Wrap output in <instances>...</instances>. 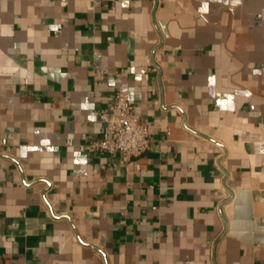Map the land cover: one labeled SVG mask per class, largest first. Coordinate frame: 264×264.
I'll list each match as a JSON object with an SVG mask.
<instances>
[{
	"label": "crops",
	"instance_id": "obj_1",
	"mask_svg": "<svg viewBox=\"0 0 264 264\" xmlns=\"http://www.w3.org/2000/svg\"><path fill=\"white\" fill-rule=\"evenodd\" d=\"M0 264H264V0H0Z\"/></svg>",
	"mask_w": 264,
	"mask_h": 264
},
{
	"label": "built area",
	"instance_id": "obj_2",
	"mask_svg": "<svg viewBox=\"0 0 264 264\" xmlns=\"http://www.w3.org/2000/svg\"><path fill=\"white\" fill-rule=\"evenodd\" d=\"M129 93L119 89L111 104L104 109L102 121L108 135L91 142L93 149L119 154L124 160L138 156L150 147L148 124L136 114Z\"/></svg>",
	"mask_w": 264,
	"mask_h": 264
}]
</instances>
